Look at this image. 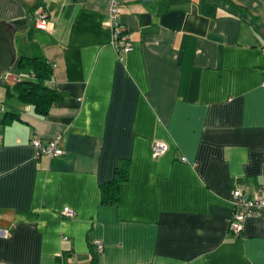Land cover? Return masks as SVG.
Masks as SVG:
<instances>
[{
	"label": "crops",
	"instance_id": "0c3cea01",
	"mask_svg": "<svg viewBox=\"0 0 264 264\" xmlns=\"http://www.w3.org/2000/svg\"><path fill=\"white\" fill-rule=\"evenodd\" d=\"M105 6L0 0L16 58L48 60L57 93L40 114L0 83V264H264V206L227 228L233 188L264 197V0H122L121 59ZM55 133L62 152L35 157Z\"/></svg>",
	"mask_w": 264,
	"mask_h": 264
},
{
	"label": "built area",
	"instance_id": "2783aa9c",
	"mask_svg": "<svg viewBox=\"0 0 264 264\" xmlns=\"http://www.w3.org/2000/svg\"><path fill=\"white\" fill-rule=\"evenodd\" d=\"M121 1L122 0H106L105 6V26L108 29V43L114 50L118 59L122 58L123 53L131 49L130 31L121 22ZM33 23L35 26L43 29L51 27V21L47 17L46 11L37 6L33 9ZM52 65V64H51ZM33 72L29 70L15 69L8 67L1 71L0 80L11 85L23 78H32ZM264 86V78L261 81ZM60 133H55L45 142H41L38 136L30 138V144L33 147L35 157L43 154L47 156L58 155L62 152L60 147ZM167 149L164 141L153 139L150 142V151L152 155H159ZM180 160H185V156L181 155ZM231 212L227 218L228 230L237 235L242 229L244 219L251 215L259 214V208L264 206V197L259 190L255 191L251 196H245L240 189L233 188L230 193ZM61 213L65 216H72L74 211L68 206H63ZM98 250L102 248L100 241L95 242Z\"/></svg>",
	"mask_w": 264,
	"mask_h": 264
},
{
	"label": "trees",
	"instance_id": "16d2710c",
	"mask_svg": "<svg viewBox=\"0 0 264 264\" xmlns=\"http://www.w3.org/2000/svg\"><path fill=\"white\" fill-rule=\"evenodd\" d=\"M14 68L25 69L33 72L32 78H23L11 85L5 86V93L15 96L24 103H31L40 114H45L50 104L57 98L56 91L45 81L51 77V63L40 57L20 56L15 59ZM126 171L122 166L114 169L111 179L100 185V201L104 203L113 202L117 195V183L125 177ZM95 264V263H93Z\"/></svg>",
	"mask_w": 264,
	"mask_h": 264
},
{
	"label": "water",
	"instance_id": "95a60500",
	"mask_svg": "<svg viewBox=\"0 0 264 264\" xmlns=\"http://www.w3.org/2000/svg\"><path fill=\"white\" fill-rule=\"evenodd\" d=\"M15 25L13 22L0 19V73L11 67L16 58L13 44Z\"/></svg>",
	"mask_w": 264,
	"mask_h": 264
},
{
	"label": "rangeland",
	"instance_id": "374dc122",
	"mask_svg": "<svg viewBox=\"0 0 264 264\" xmlns=\"http://www.w3.org/2000/svg\"><path fill=\"white\" fill-rule=\"evenodd\" d=\"M2 89H1V86H0V91H1Z\"/></svg>",
	"mask_w": 264,
	"mask_h": 264
}]
</instances>
